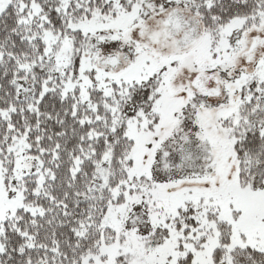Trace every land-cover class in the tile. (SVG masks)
Instances as JSON below:
<instances>
[{"label": "snow or ice", "instance_id": "obj_1", "mask_svg": "<svg viewBox=\"0 0 264 264\" xmlns=\"http://www.w3.org/2000/svg\"><path fill=\"white\" fill-rule=\"evenodd\" d=\"M0 264H264V0H0Z\"/></svg>", "mask_w": 264, "mask_h": 264}]
</instances>
